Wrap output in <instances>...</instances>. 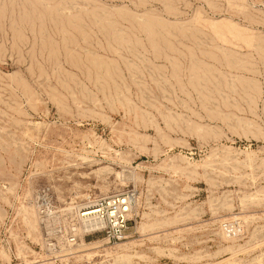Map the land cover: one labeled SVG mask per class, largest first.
<instances>
[{
    "label": "rangeland",
    "instance_id": "374dc122",
    "mask_svg": "<svg viewBox=\"0 0 264 264\" xmlns=\"http://www.w3.org/2000/svg\"><path fill=\"white\" fill-rule=\"evenodd\" d=\"M0 264H264V0H0Z\"/></svg>",
    "mask_w": 264,
    "mask_h": 264
},
{
    "label": "built area",
    "instance_id": "2783aa9c",
    "mask_svg": "<svg viewBox=\"0 0 264 264\" xmlns=\"http://www.w3.org/2000/svg\"><path fill=\"white\" fill-rule=\"evenodd\" d=\"M115 202L118 205H115ZM119 206V200L106 202L104 199H100L80 205L76 212L80 217L103 222V227H113V231L107 232V238L121 240L124 238L125 227L122 226L124 220L122 215L125 213L120 211ZM85 211H87L86 214Z\"/></svg>",
    "mask_w": 264,
    "mask_h": 264
},
{
    "label": "bare ground",
    "instance_id": "6f19581e",
    "mask_svg": "<svg viewBox=\"0 0 264 264\" xmlns=\"http://www.w3.org/2000/svg\"><path fill=\"white\" fill-rule=\"evenodd\" d=\"M131 201V199H128L126 197L119 199V209L121 212H124L125 215H122L123 219L129 216V213H131V206H129L128 202ZM87 211L84 213L86 214ZM84 214V215H85ZM75 219L80 222V228L83 232V234H92L94 232H98L101 228H103V222L96 221L94 219L90 218H83L80 217L77 212H75ZM78 229V228H77ZM73 240H71L72 242ZM106 241V240H105Z\"/></svg>",
    "mask_w": 264,
    "mask_h": 264
}]
</instances>
